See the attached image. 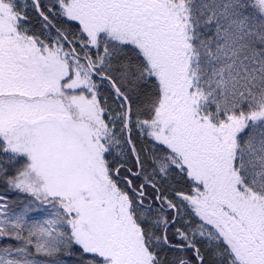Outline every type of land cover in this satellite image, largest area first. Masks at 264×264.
Masks as SVG:
<instances>
[{"label": "snow or ice", "instance_id": "1", "mask_svg": "<svg viewBox=\"0 0 264 264\" xmlns=\"http://www.w3.org/2000/svg\"><path fill=\"white\" fill-rule=\"evenodd\" d=\"M0 264H264V0H0Z\"/></svg>", "mask_w": 264, "mask_h": 264}]
</instances>
